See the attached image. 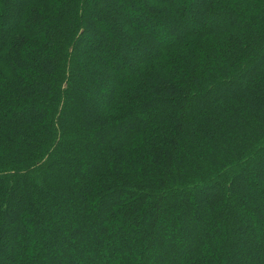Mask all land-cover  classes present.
<instances>
[{
    "label": "trees",
    "instance_id": "trees-1",
    "mask_svg": "<svg viewBox=\"0 0 264 264\" xmlns=\"http://www.w3.org/2000/svg\"><path fill=\"white\" fill-rule=\"evenodd\" d=\"M0 264H264V0H0Z\"/></svg>",
    "mask_w": 264,
    "mask_h": 264
},
{
    "label": "rangeland",
    "instance_id": "rangeland-1",
    "mask_svg": "<svg viewBox=\"0 0 264 264\" xmlns=\"http://www.w3.org/2000/svg\"><path fill=\"white\" fill-rule=\"evenodd\" d=\"M181 1V0H180ZM210 9H211V7H210ZM209 9V10H210ZM207 14L205 13V15L203 14V18L205 19L207 16H206ZM137 20H138V22L139 23H143V19H141V17H137ZM195 25L197 26V28L199 29V28H202L203 27V24H198L197 25V21L195 22ZM11 26H12V24H11ZM134 54L136 53V51L134 50V52H133ZM138 53H140L139 51H138ZM85 54L86 55H89L90 53H89V51H85ZM141 54V53H140ZM139 54V55H140ZM70 138V137H69ZM68 138V139H69ZM56 206V209H58V212L56 213V217H60V216H64L63 214H61L64 210H67L68 208H69V206H67L66 204L64 205L63 203H61V204H59V205H55ZM60 208V209H59ZM63 208V209H62ZM73 211V208H69L68 209V211ZM61 212V213H60ZM227 213V212H226ZM61 218V217H60ZM210 221H211V219H210V217L209 216H207V217H205L204 219H203V224H208V223H210ZM137 234V233H136ZM139 244V243H138ZM138 244H136V245H138ZM135 258V257H134ZM133 258V259H134Z\"/></svg>",
    "mask_w": 264,
    "mask_h": 264
}]
</instances>
